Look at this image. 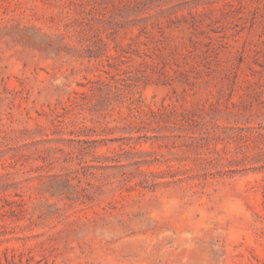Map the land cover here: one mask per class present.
<instances>
[{"label":"rangeland","instance_id":"obj_1","mask_svg":"<svg viewBox=\"0 0 264 264\" xmlns=\"http://www.w3.org/2000/svg\"><path fill=\"white\" fill-rule=\"evenodd\" d=\"M0 264H264V0H0Z\"/></svg>","mask_w":264,"mask_h":264}]
</instances>
